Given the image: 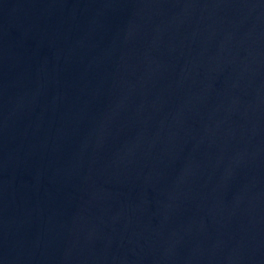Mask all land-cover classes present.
Instances as JSON below:
<instances>
[{
    "label": "water",
    "instance_id": "1",
    "mask_svg": "<svg viewBox=\"0 0 264 264\" xmlns=\"http://www.w3.org/2000/svg\"><path fill=\"white\" fill-rule=\"evenodd\" d=\"M0 264H264V0H0Z\"/></svg>",
    "mask_w": 264,
    "mask_h": 264
}]
</instances>
